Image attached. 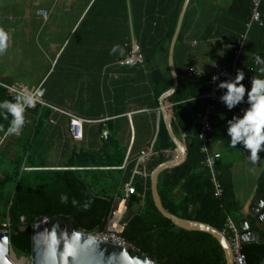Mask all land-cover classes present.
<instances>
[{
  "label": "trees",
  "instance_id": "1",
  "mask_svg": "<svg viewBox=\"0 0 264 264\" xmlns=\"http://www.w3.org/2000/svg\"><path fill=\"white\" fill-rule=\"evenodd\" d=\"M91 1L84 4L82 13L88 10ZM185 1L95 0L59 58L57 53L51 52L55 40L51 14L56 0H9L3 8L0 7V34H7L11 28L16 29L18 34L20 24L23 25L27 57L31 65L39 68L34 70L39 80H45L41 83L46 89L44 100L51 106L53 74L62 58L82 59L90 55L95 66L100 67L99 64L106 63L119 65L130 54L135 41L145 57L143 65H155L152 85L154 105L159 108L161 96L173 86L168 59ZM41 10L49 14L47 21L38 15ZM26 11L29 13L27 21L24 17ZM190 11L191 5L185 14L176 44V65L178 49L189 30ZM231 12L242 16L246 31L251 16V0H234ZM262 13L264 19V2ZM10 14L15 17L13 25L9 20ZM253 29L260 32L261 45L251 51L246 43L237 70L246 73L254 66L255 57L261 56L263 61L254 77L264 80V72L261 71L264 69V27H252L249 37ZM68 37L59 40L62 46ZM42 42L48 45V52L41 48ZM73 43L76 48L69 51ZM229 44L222 63L232 66L235 52L228 47ZM55 60L57 63L54 66ZM160 64L165 69H161ZM206 82L207 76L179 80L176 92L165 100L174 132L187 147V157L181 165L160 175L158 188L163 206L170 214L183 220L211 225L223 232L228 219H232L241 228L244 217L234 190L232 165L223 162L221 156L218 163V178L224 191L221 197H216L209 170L204 165L205 154L201 151L198 116L207 108L200 99L207 90ZM9 83L0 80V161H4L0 168V231L5 230L3 224L9 219V231H13L17 227L34 226L42 217L52 220L59 216L65 220L73 218L79 231L103 233L108 229L113 212L114 223L120 219L118 214L127 217L133 213L122 235L140 254L156 259L159 264H227L225 251L213 236L178 228L155 205L151 174L172 158V155L166 156L165 152L176 149L163 120L160 121L153 144L154 152L143 164L136 157L125 171L113 170L124 165L127 149L118 146L117 138L111 137L110 146L116 148L114 154H107L105 159L99 154H76L66 169H56L32 154L34 142L41 137V133L43 135L47 131L54 110L41 105L26 108L23 113V129L19 134L9 132L13 117L4 107V102L19 105L14 101L13 94L4 87L8 85L17 88ZM252 87L249 85L248 92ZM240 119L243 116L234 107L229 109L225 102L216 103L212 143L231 144L228 130ZM12 143L18 145L16 153L11 149ZM7 152H12V156L6 158ZM86 168L109 169L93 173L85 171ZM136 169L145 175L135 174ZM129 185L134 192L126 197ZM258 191L264 194V175L258 181ZM250 227L264 240V231L256 223ZM15 253L22 255L16 250ZM243 253L248 264H261L264 259V243H244Z\"/></svg>",
  "mask_w": 264,
  "mask_h": 264
},
{
  "label": "crops",
  "instance_id": "2",
  "mask_svg": "<svg viewBox=\"0 0 264 264\" xmlns=\"http://www.w3.org/2000/svg\"><path fill=\"white\" fill-rule=\"evenodd\" d=\"M8 1L0 0V3L4 6ZM16 1L22 2V0ZM57 2L54 3L51 14L54 31L60 29L61 24L58 20L61 23H67L68 13L72 10L70 4L61 8L60 0L58 4ZM89 2L90 0L86 3ZM94 2L95 0L91 1L90 6ZM233 3L234 0H190L189 30L178 49L177 65L175 64L178 80L190 79L191 68L206 75L218 71L225 57L227 45L245 31V20L240 14L231 12ZM88 10L81 13L73 22L64 46L59 41H54L56 49L53 53H57V58L62 55ZM38 15L40 16L39 13ZM24 17L27 21L29 17L27 11ZM41 17L45 21L49 18V16ZM14 19L15 17L10 14L11 23ZM24 30L23 25L20 24V33L16 34L17 30L12 28L7 34H0L10 37V52L6 53L10 56L1 61V53H5L6 50L0 52V80L13 83L12 85L17 88L28 92L45 80L37 79L35 83H28V78L21 79L25 73L24 66L32 64L26 53L28 50L27 40L23 35ZM261 41L260 32L253 29L247 47L251 51L257 50ZM91 59L90 55H85L82 59L64 57L53 74L52 106L87 120L84 138L81 141L73 140L69 132L68 118L54 111L47 131L43 135L41 133V137L35 140L32 154L42 161H46L45 158L48 157L47 165L49 166L66 169L76 154H99L102 159H105L107 154H114L116 148L110 145L111 137H115L118 140V146L126 148L127 151L124 165L113 170L123 172L134 158L140 157L144 149L154 144L160 121L163 120L161 105L159 108L154 105L152 76L155 65L122 67L116 63L113 65L106 63L99 64V67L95 66ZM56 63L57 60L54 66ZM160 66L161 69H165L163 64ZM29 75L26 76L29 77ZM105 132L109 134L107 140L103 138ZM11 149L16 153L17 143H12ZM211 151L220 153L223 162L232 165L234 190L243 209V220L253 212L256 218H263L264 223V216L261 217V211L256 208V204L261 202V197L264 196L258 191V181L264 175V151L258 153V159L255 162L251 161V154L243 148L242 141L235 147L221 142L212 143ZM11 153L7 152L5 157H11ZM108 169L86 168L85 171L95 173V171ZM138 209L139 207L136 208ZM251 221V224L256 223L262 228L254 217Z\"/></svg>",
  "mask_w": 264,
  "mask_h": 264
},
{
  "label": "water",
  "instance_id": "3",
  "mask_svg": "<svg viewBox=\"0 0 264 264\" xmlns=\"http://www.w3.org/2000/svg\"><path fill=\"white\" fill-rule=\"evenodd\" d=\"M189 3L190 0H186L184 3L170 47L168 62L173 77V86L160 98L163 121L169 136L176 145V149L173 152L167 151L166 156L172 155V158L157 167L151 174L152 196L159 212L178 228L187 231L204 232L213 236L223 247L227 264H232V250L224 234L211 225L183 220L170 214L163 206L158 188L160 175L169 169L181 165L187 157V147L174 132L167 107L165 106V100L176 92L179 85L174 54ZM256 208L261 211L260 215L263 217L264 196L261 197V202L256 204ZM114 215L115 212L112 213L110 220ZM132 216L133 213H130L126 217V221H129ZM253 217L261 224L262 228L260 229L264 231L263 218H256L255 213L252 212L251 215L241 222L243 242L251 243L257 241L264 243L260 235L255 233L250 227V221ZM77 235L79 236L78 240L76 239ZM90 240L92 243H89ZM70 249L72 254H69ZM15 250L22 254V257H20L21 261H25L27 259L26 256H30L31 264H159L156 259H151L146 254H140L138 251H132L127 247L104 242L94 233L79 231L76 229L73 218L65 220L59 216L52 220L42 217L34 226L17 227L13 231H0V264H14L10 259L11 255L14 254L16 259H19ZM261 264H264V259Z\"/></svg>",
  "mask_w": 264,
  "mask_h": 264
},
{
  "label": "built area",
  "instance_id": "4",
  "mask_svg": "<svg viewBox=\"0 0 264 264\" xmlns=\"http://www.w3.org/2000/svg\"><path fill=\"white\" fill-rule=\"evenodd\" d=\"M264 0H251V16L249 23L247 24V29L245 33L240 35L236 40L229 44V48L235 52V60L232 66H229L226 63H222L218 71L212 73L211 75H206L203 72L195 70L191 68L189 70V77L194 78L196 76H207L206 87L207 90L202 94L200 99L207 105L206 110L199 114V122H200V134L199 139L201 142V151L205 154L204 165L209 170L211 182L213 185L214 193L216 197H221L223 195V186L218 178V163L221 159V154L218 152L211 151L212 144V135L214 132L215 122L213 120V112L216 110V103L224 102L223 97L227 94L228 89L222 88L221 84L234 82L238 75L237 63L241 56V53L247 43L249 33L252 27L258 25L260 27H264V19L262 13V5ZM44 14V15H43ZM42 14L43 17L47 18V13L44 12ZM259 58V59H257ZM263 58L261 56H256L253 63L254 66L251 67L246 73L243 74V80L241 84L246 89V94L243 99L235 104L233 107L237 112H239L243 117L244 114L250 109L251 104L249 103V98L247 95L249 85H253L254 73L256 69L260 66ZM145 62V57L141 52V48L137 42H133L132 49L130 54L119 63L122 67H135L143 65ZM239 86V85H237ZM12 94L14 101L26 108H34L38 105L42 107H50L55 112L61 113L69 118V132L72 138L75 141H81L84 138V127L87 123V120L71 113L68 111L61 110L59 108L53 107L47 104L44 100L46 95V89L44 84L39 85L34 91L26 92L15 87H11L8 85H4ZM26 100H31L32 106H28ZM131 116V115H129ZM23 129V125L20 130ZM109 134L107 132L103 133V138L108 139ZM154 152L153 145L144 149L139 157V163L143 164L145 161L151 157ZM135 174L145 175L143 172L139 170H135ZM133 188L129 185L126 190V197H129L131 193H133ZM120 219L114 223V216L109 221L108 229L103 232H95L94 234L101 238L104 242L112 243L120 247H127L132 251H138L133 245H130L122 232L119 233L113 228H117L120 231H123L128 224L126 221V217L120 213L118 214ZM24 221V219H22ZM5 228L4 231H9L10 228V219L7 223L3 224ZM226 237L231 250H232V264H248L245 254L243 253V234L242 229L232 220L228 219L225 230L222 232ZM26 264V260H25ZM28 264H31V260Z\"/></svg>",
  "mask_w": 264,
  "mask_h": 264
},
{
  "label": "clouds",
  "instance_id": "5",
  "mask_svg": "<svg viewBox=\"0 0 264 264\" xmlns=\"http://www.w3.org/2000/svg\"><path fill=\"white\" fill-rule=\"evenodd\" d=\"M261 71L264 72V69H261ZM243 78V73L238 72L234 82L221 84L222 88L228 89L223 100L227 103L229 109L240 102L246 94V89L241 84ZM247 95L251 107L244 114L243 119H240L229 128L228 134L231 136L232 147L242 141L243 148L251 154V161L255 162L258 159V153L264 151V80L254 77L253 87L250 92H247ZM26 101L28 106H32L31 100ZM4 107L9 110L13 117L9 132L19 134L20 128L24 124V107L7 101L4 102ZM76 239H79L78 235ZM89 243H92V241L90 240ZM69 254H72L71 249Z\"/></svg>",
  "mask_w": 264,
  "mask_h": 264
},
{
  "label": "rangeland",
  "instance_id": "6",
  "mask_svg": "<svg viewBox=\"0 0 264 264\" xmlns=\"http://www.w3.org/2000/svg\"><path fill=\"white\" fill-rule=\"evenodd\" d=\"M57 1V0H56ZM89 0H60V3H59V7H64L66 6L67 4H70V8L72 10H70V12L68 13V18H67V23H61L60 20H58V23L61 24L60 26V29L57 31L53 29V33L56 35H54V38H55V42L59 41V40H63L64 38H66L68 32L70 31L72 25H73V22L76 21V18H78V16H80V14L82 13V11L84 10V7L86 4V2H88ZM87 5V4H86ZM92 6V5H91ZM90 6V7H91ZM0 7H3V4L0 3ZM89 7V8H90ZM45 11H39V14L42 16V14L44 13ZM44 15V14H43ZM49 14H47V17H48ZM85 15L83 16L82 19H84ZM12 25H13V22H12ZM10 27V26H9ZM12 30V28H11ZM42 41V40H41ZM45 42V40L43 41ZM41 43V48H44V50H46L48 52V45L47 44H44V43ZM9 43H10V37L9 36H6V35H0V52H2L3 50H6L5 53H1L2 55V58H1V61H4V59L8 58L10 55L9 54H6L7 52L9 53L10 51V46H9ZM56 43H53L52 46H51V52L55 51L56 49V46H55ZM68 45V44H67ZM4 47V48H3ZM76 48V44H72L70 45V48H69V51L70 50H74ZM7 61V60H6ZM35 68L38 70L39 68L35 65H29V66H24L23 70H24V75L22 76V80L23 79H27V82L28 83H35L37 81L38 78V74L36 72H34ZM1 70V69H0ZM27 74H30L29 77H27L26 75ZM48 158V157H47ZM47 158H45V160L47 161ZM51 161V160H50ZM49 161V162H50ZM4 164V161H0V168L3 166ZM113 230H116L118 231L119 233H121L122 231H120L119 229H117L116 227L113 228ZM17 256L19 257L18 260H21V256L20 254L17 253ZM27 258V257H26ZM31 258H27L26 259V264H28L30 262ZM16 262V263H15ZM15 264L18 263V261H14ZM23 264H25V261L23 260Z\"/></svg>",
  "mask_w": 264,
  "mask_h": 264
},
{
  "label": "bare ground",
  "instance_id": "7",
  "mask_svg": "<svg viewBox=\"0 0 264 264\" xmlns=\"http://www.w3.org/2000/svg\"><path fill=\"white\" fill-rule=\"evenodd\" d=\"M10 259H11V261H12L13 263H14V261H18L17 264H23V261H21V260H17L14 254L11 255ZM15 263H16V262H15ZM15 263H14V264H15Z\"/></svg>",
  "mask_w": 264,
  "mask_h": 264
}]
</instances>
